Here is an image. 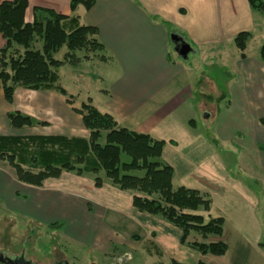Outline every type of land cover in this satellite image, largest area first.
Segmentation results:
<instances>
[{"label": "crops", "instance_id": "crops-1", "mask_svg": "<svg viewBox=\"0 0 264 264\" xmlns=\"http://www.w3.org/2000/svg\"><path fill=\"white\" fill-rule=\"evenodd\" d=\"M94 1L90 10L79 6L71 13L69 0H27L24 20L31 23L33 8H42L64 16H76L80 25L95 27L106 58L99 64L105 65L110 72L101 78L104 87L96 89V100L89 93L87 101L100 113L112 116L118 127L164 142L162 161L173 171L172 181L177 182L175 188L184 187L209 197V212L200 214L206 215L207 219H223V235L228 227L233 233L232 238L248 241L257 248L263 232L258 214L264 213V199L260 204L258 195L244 181L229 173L228 166L217 153L221 152L219 145L226 144L227 151L232 150L238 160L242 158L240 170L253 177L257 172V181L264 189V63L259 57L250 58L247 46L241 53L234 44L237 34H252L257 12L250 9L248 0ZM171 36L190 49L185 64L176 60L175 57L180 56ZM3 45L0 37V49ZM230 47H233L232 52ZM190 55L195 60L192 63L187 60ZM206 62H220L230 84V91L219 90L215 99L219 105L224 103L220 110L215 109L211 96L200 93V87L210 82L200 70L201 63ZM226 64L233 71L229 72ZM196 88L199 93L195 92ZM18 94L20 99L17 100ZM61 97L52 92L18 88L12 104H7L0 89V130H4L0 131V136L13 135L7 132L13 130L8 129L6 116L10 112H19L45 123L46 126H36L40 129H53L65 116L72 119V137L86 138L88 133L81 116L74 112L81 103L70 106L66 98ZM204 98L207 104L202 103ZM198 112L207 114V117L208 113L218 112L210 136L198 128ZM82 132L87 136L75 134ZM46 134L52 135L44 136L60 135ZM0 178V198L4 203L18 199L20 193L23 199L29 197L32 206L27 216L45 224L61 225L65 238L90 247L103 257L108 255L105 249L108 243L131 238V228L139 227L140 221L148 241L154 246L151 252L146 251L149 258L154 256L161 260L167 255L170 264L171 261L197 264L207 257L181 245V232L177 228L136 211L132 207V193L119 191L106 182L96 189L90 178L74 175L66 178L62 174L36 188L19 185L15 180L21 189L20 193L15 190V196H18L15 197L9 178L1 174ZM5 189H8L9 196ZM92 207L103 212L101 218L104 221L108 213L109 221L113 220L112 227L106 225L99 236H95L90 226L94 221L91 218L95 216L90 211ZM118 226L126 232L125 236H120ZM133 237L140 240L139 235L133 234ZM129 256L126 254L125 258L129 259ZM224 256L214 257L205 264H227L228 260L223 261ZM159 260L154 264H161ZM101 261L102 264H115Z\"/></svg>", "mask_w": 264, "mask_h": 264}, {"label": "trees", "instance_id": "trees-1", "mask_svg": "<svg viewBox=\"0 0 264 264\" xmlns=\"http://www.w3.org/2000/svg\"><path fill=\"white\" fill-rule=\"evenodd\" d=\"M94 0H69L74 13L79 6L90 10ZM250 9L264 17V0H248ZM27 0L0 2V89L7 104H12L14 92L21 88L34 92H56L72 101L59 86L57 70L64 61L76 66L80 62L76 51L100 53L104 46L98 41L95 27L83 26L76 16H64L52 10L33 8V20H24ZM249 32L234 38L235 47L244 52L250 40ZM41 44L40 48L35 47ZM62 47L67 52L63 61L53 58ZM264 63V45L259 49ZM241 58L244 55L241 54ZM74 112L88 136L11 135L0 136V161L7 162L19 183L40 188L48 179H58L63 173L87 177L96 189L104 182L122 192L132 193V207L140 213L157 217L181 232L180 244L196 251L200 256L223 257L227 245L222 240L224 220L209 218V197L184 187L173 188L172 169L162 161L164 142L118 127L109 114L100 113L90 101L81 103ZM12 130L46 126L19 112L6 116ZM123 156L127 160L123 161ZM51 224L48 227H57ZM194 233L199 240H188ZM194 237V238H195ZM215 238L214 241L207 239ZM193 239V238H192ZM171 264H179L171 261ZM197 264H204L199 261Z\"/></svg>", "mask_w": 264, "mask_h": 264}, {"label": "rangeland", "instance_id": "rangeland-1", "mask_svg": "<svg viewBox=\"0 0 264 264\" xmlns=\"http://www.w3.org/2000/svg\"><path fill=\"white\" fill-rule=\"evenodd\" d=\"M255 18H257V20L255 21V28L251 34L250 40L246 43V52L252 59H258L259 49L262 45H264V17L263 15L256 13ZM261 20H263V22ZM40 46L41 44L35 45L37 49H39ZM230 48L231 50H229L232 52L233 47ZM66 52V48L62 47L56 54H54L53 58L58 61H63ZM96 53L97 54L93 52L86 53L76 51L75 56L80 60V62L78 63L79 65L71 66L70 62L68 63V61H64L63 66H61L57 70V84L66 91L68 98H70L71 101H75H72V103H75L77 105L80 103H86L89 93L94 96L95 101L98 97L95 95L96 89L100 86L104 87V85L101 84V78L109 75L108 72H110V70L107 69L105 65L99 64V62H101V60L99 59L101 54L98 52ZM175 58H177L176 60H179L180 63L185 64V62H187L181 57ZM189 59L191 63L195 61L192 55L187 58V60ZM227 66L229 68L226 69H228L229 72L233 71V69L226 64L225 67ZM200 70L205 73V76L203 77H208L210 79V82H205L203 86L200 87L201 92L197 88L195 92H200L203 95L211 96L214 99L213 105L215 109H222L224 107V103H221L219 105L217 104V101L215 99L218 94H220L219 90L230 91V89H228L230 88V84H228L226 80L227 76L223 72L225 71V69L221 66L220 62H215L214 64L206 62L201 63ZM232 75L234 74L232 73ZM258 83L259 85H261L259 81ZM52 93L61 97V95H58L56 92ZM205 98L204 100H202V103L204 101L207 104V100ZM18 99H20L19 94L17 95V100ZM214 113H208L207 118L205 117V115L207 114L204 115L199 114V112L197 113V126L206 136H210L213 133L214 127L217 123L218 112ZM64 117H62V119L64 120L57 122L58 125L53 126V129L55 130H53L52 128L40 129L36 127L35 129L27 128L7 132L13 135L20 136L34 135L36 133H42L43 135H52L46 133H58L62 136L64 135L66 137H72V119ZM8 129L10 128L8 127ZM0 131L4 130L1 129ZM75 134L87 136V133L83 132ZM226 146L227 145L223 143L219 145V150L221 152L217 153L218 155H220L221 160L225 163L226 166H228L229 173L232 176L240 178L258 195V199L261 204V199H264V189H262L263 185L260 183V181H257V172H254V177L251 176L249 172H242L239 168L241 166L240 160H242V158L238 160L237 155L233 153L232 150L228 149L227 151ZM253 151L256 152L254 147ZM226 152H229L230 154ZM124 160H127L125 156H123V161ZM0 174L2 175V177L7 176L9 178L11 190L14 193V196L16 192H21V189L15 183L16 178L14 175V171L7 162L0 161ZM63 177L72 178V174L63 173ZM19 185L23 184L19 183ZM176 185L177 182L173 180V188H175ZM9 188L10 187H8V189ZM8 189H5L6 193ZM20 195L21 196L18 199L10 201L8 204L6 202L4 203V201H2V199L0 198V255H2L3 258L6 257L12 259L14 257H23L25 261L32 264H102L101 260L115 264H154L155 260H159L154 256L152 259L147 256L146 251L151 252V250L154 249V246H151L144 232V228L140 226L143 225L142 221H140V223L142 224H139V227L136 226L137 228H135L134 230L133 228H131V238H126L125 241H121L120 239L116 241L112 240V242L108 243V247L105 248L108 255L106 254L103 257V255L95 253L92 248L80 245L73 241L71 242V240L65 238L61 232V229H63L61 225L50 228L48 227L49 224H45L42 220L33 219L27 216L26 213L32 206V201L29 197H27V199H23V194L20 193ZM7 196H9L8 193ZM90 211L92 213H95V216L91 218V220L94 219V221H92L93 223L90 225L91 229L94 231L95 236L103 234L106 225L112 227L113 220L109 221V213V215L106 214V219L104 221V218H101L103 212L100 209L97 211V209H93L92 207ZM260 211H262V209H260ZM99 212L100 214L98 216ZM74 215L78 216V213H75ZM258 216H260L259 218L261 222V229H263L259 246L255 248V245L251 244L248 241H238L235 238H232L233 233L229 232V228L227 227L222 238V240L228 247L227 255L224 256L223 259L224 262L228 260L227 264H264V213L260 212ZM203 217L204 221L208 222L210 217L207 219L206 215L204 214ZM125 222H127V220ZM75 227H72V229ZM118 227L117 228L120 230V236H125L126 232H123L121 230V226ZM133 234L139 235L140 240H135ZM197 236L195 237V234L192 233L189 236L188 240H199V237ZM207 240L214 241L216 239L210 238ZM126 254L130 255L129 259L125 258ZM110 255L112 258H114V260H111ZM212 258L214 257L208 255L202 261L205 264L209 261H212ZM159 262H161V264H170V260L167 255H164L161 260H159Z\"/></svg>", "mask_w": 264, "mask_h": 264}, {"label": "water", "instance_id": "water-1", "mask_svg": "<svg viewBox=\"0 0 264 264\" xmlns=\"http://www.w3.org/2000/svg\"><path fill=\"white\" fill-rule=\"evenodd\" d=\"M171 40H173V43L175 45V51L178 53V55L182 59H186L190 49L186 44H182L180 40L177 37L171 36ZM207 117V115H205ZM2 264H32L30 262H27L24 260L23 257L15 258V259H10L6 258L4 262H1ZM55 264H67V263H55Z\"/></svg>", "mask_w": 264, "mask_h": 264}, {"label": "flooded vegetation", "instance_id": "flooded-vegetation-1", "mask_svg": "<svg viewBox=\"0 0 264 264\" xmlns=\"http://www.w3.org/2000/svg\"><path fill=\"white\" fill-rule=\"evenodd\" d=\"M16 257H14V258H12V259H15ZM18 258V257H17ZM5 259H6V257L5 258H3V256L2 255H0V263L1 262H4L5 261ZM2 264V263H1Z\"/></svg>", "mask_w": 264, "mask_h": 264}]
</instances>
